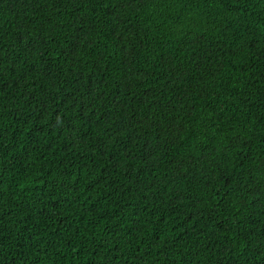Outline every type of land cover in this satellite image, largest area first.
I'll return each instance as SVG.
<instances>
[{"label":"trees","instance_id":"16d2710c","mask_svg":"<svg viewBox=\"0 0 264 264\" xmlns=\"http://www.w3.org/2000/svg\"><path fill=\"white\" fill-rule=\"evenodd\" d=\"M0 264H264V0H0Z\"/></svg>","mask_w":264,"mask_h":264}]
</instances>
